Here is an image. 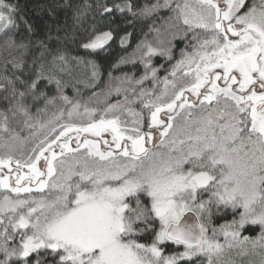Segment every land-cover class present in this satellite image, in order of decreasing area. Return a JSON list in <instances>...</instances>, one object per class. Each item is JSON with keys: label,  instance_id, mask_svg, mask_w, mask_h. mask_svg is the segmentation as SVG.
Segmentation results:
<instances>
[{"label": "snow or ice", "instance_id": "1", "mask_svg": "<svg viewBox=\"0 0 264 264\" xmlns=\"http://www.w3.org/2000/svg\"><path fill=\"white\" fill-rule=\"evenodd\" d=\"M161 9L174 13L168 18L173 37L182 23L184 39L192 29L210 38L192 36L196 50L182 52L159 94H137L132 87L147 75L114 77L93 93L99 107L92 108L74 103L60 79L45 75L50 49L44 41H37L39 57L26 63L28 45L10 33L21 23L29 34L35 29L20 15L19 3L0 0V35L7 37L0 100L10 105L0 110V133L8 134L0 135L6 149L0 157V264H225L226 248L243 256L248 245L253 253L260 249L264 264V0H156L139 8L133 0H96L75 13L77 22L89 10L100 18L80 47L90 56L107 52L118 37L117 16L148 18ZM130 36H119L120 45ZM137 50L154 78L151 57L171 56L170 48L147 41ZM73 59L89 65L93 79L100 75L96 61ZM53 61L68 63L59 52ZM113 80L119 83L113 86ZM45 81L71 104L69 122L41 124L47 128L43 138L25 159H14L28 138L10 132L8 113L34 127L27 101L43 99L47 106L55 100L41 90ZM113 92H123V99L108 102ZM137 99L139 111L132 107ZM213 207L233 213L219 228L223 244L216 228L208 235L204 222ZM250 227L259 234L243 235ZM145 235L150 243L142 242ZM169 245L176 250L165 254Z\"/></svg>", "mask_w": 264, "mask_h": 264}, {"label": "trees", "instance_id": "2", "mask_svg": "<svg viewBox=\"0 0 264 264\" xmlns=\"http://www.w3.org/2000/svg\"><path fill=\"white\" fill-rule=\"evenodd\" d=\"M19 3L20 15L31 24L34 29V34H29L24 25L21 23L18 31L10 33L14 35L16 42L24 43L28 45V49L25 53L24 60L26 63L31 64L32 60L39 57L40 47L37 44L38 40L44 41L50 49V53H46L44 57L45 63V75L54 76L56 79H60L66 86L63 88V94L68 96L74 103L79 102L81 104L87 103L89 107L97 108L99 105L96 102V98L93 93H101V90L105 87L114 77H132L134 79H140L147 75V79H144L142 84H133L132 87L137 89V94L140 90H146L150 92H156L159 94L163 90V79L167 76L169 79L170 73L182 57L183 53H192L196 50L194 45L196 41L192 40L193 35L199 36L201 39L210 38V33L204 32L202 29H192L187 31V39H184L187 26L180 24L181 31L178 35L173 37L171 29L168 24V18L173 16L174 13L168 9H161L157 13H154L152 17L133 18L130 14L123 19L119 16L116 18V24L120 25L118 37L112 43L111 48L107 52L100 53L98 55H89L82 47L80 43L87 39L88 33L91 30L93 24L100 25V18L92 10L88 11L87 16L83 17L80 22L74 19L75 13L78 9H82L86 4H92L95 6L96 0H14ZM156 0H133V3L139 7H143L145 4L155 3ZM163 2V0H161ZM194 2V0H192ZM95 17V19H94ZM127 21H131L128 23ZM106 27V25H105ZM153 29V30H150ZM159 29V33L154 31ZM125 32L131 33L128 42L125 46H121L119 43V36L125 34ZM51 35L53 39L48 40V36ZM59 37V39H56ZM74 38V39H73ZM7 37L0 35V55H6L3 52L4 40ZM142 41H147L156 48H170L171 56L167 54L153 55L149 61L150 67L155 68V78L152 76L151 71L146 70L145 61L147 57L141 59L140 51L137 50V45ZM170 42V43H169ZM63 53L68 59L66 65H59V62L53 61V55ZM16 54V53H14ZM73 57L82 58L84 61L94 60L99 66L100 75L93 79L91 76V67L86 63H78ZM121 57L125 58L124 62H121ZM11 59V57H9ZM39 62V61H38ZM58 66L54 67L53 65ZM63 67V71L60 68ZM111 74V75H109ZM179 75V73H178ZM113 86L118 84V81H112ZM90 84L91 86H85ZM122 87H127L123 85ZM41 90L46 94L48 98L55 97L52 104L45 105L44 100L32 102L30 99L27 101L29 111L33 117L32 123L34 127L28 128L22 123L23 117H12L9 115V130L15 131L21 137H27L25 145L21 146L18 151L12 153L13 158L25 159L30 154L31 147L35 143H38L39 139L43 138L47 128H41V124L47 125L49 121L59 128V125L68 123L69 118L67 112L71 109V104L66 103L60 98V93L57 91L54 83L47 84V81L41 85ZM3 93L0 92V96ZM90 97L92 99H90ZM124 93L117 94L112 93L107 97L108 102L114 103L117 99H123ZM105 98L100 96L101 103ZM154 99V97H153ZM10 105L3 100H0V110H6ZM137 111L141 110L142 105L140 100H135L132 105ZM63 111L64 115L60 116V112ZM83 109H81V112ZM147 110H145V115ZM73 122L77 124L86 123V118L73 116ZM0 121V125H2ZM51 125H49L50 127ZM33 133L36 134L38 139L33 138ZM0 135L6 137L8 134L0 133ZM21 152L24 155H21ZM6 154V149L3 147V140H0V157ZM14 165V164H13ZM2 193V192H1ZM233 218L231 209L225 211L213 207L210 222L205 219V223L208 224L209 232L212 228L219 230L220 226L229 222ZM259 234L258 227L248 228L243 235L255 237ZM222 233H218L216 239L220 243H225L224 237L220 238ZM151 235H145L142 242L150 243ZM247 247H251L248 245ZM176 250V246L169 245L165 248V254L172 253ZM183 250L182 248L180 249ZM238 249H225L223 260L225 264H249L247 256L237 255ZM203 258H200L202 261ZM191 264H199V261H193Z\"/></svg>", "mask_w": 264, "mask_h": 264}, {"label": "rangeland", "instance_id": "3", "mask_svg": "<svg viewBox=\"0 0 264 264\" xmlns=\"http://www.w3.org/2000/svg\"><path fill=\"white\" fill-rule=\"evenodd\" d=\"M88 138H92V137H88ZM218 231V233H221L219 230H217ZM212 235V233H210V235L209 236H211ZM221 237H224L223 235H220V238ZM249 248V254L248 255H245V256H247L248 258H247V261H248V263L249 264H259V262H260V260H261V256L260 255H258L257 253H259L260 252V249L259 248H257L256 249V251H255V253H253L252 251H251V247H248Z\"/></svg>", "mask_w": 264, "mask_h": 264}, {"label": "water", "instance_id": "4", "mask_svg": "<svg viewBox=\"0 0 264 264\" xmlns=\"http://www.w3.org/2000/svg\"><path fill=\"white\" fill-rule=\"evenodd\" d=\"M74 135V134H73ZM85 137H84V135H82L81 136V139H84ZM110 138V137H109ZM149 147H151V145H148ZM73 147H75V144H73ZM13 168H15V165H13ZM0 191H2V190H0Z\"/></svg>", "mask_w": 264, "mask_h": 264}, {"label": "flooded vegetation", "instance_id": "5", "mask_svg": "<svg viewBox=\"0 0 264 264\" xmlns=\"http://www.w3.org/2000/svg\"><path fill=\"white\" fill-rule=\"evenodd\" d=\"M1 192H2V191H0V194H2Z\"/></svg>", "mask_w": 264, "mask_h": 264}]
</instances>
